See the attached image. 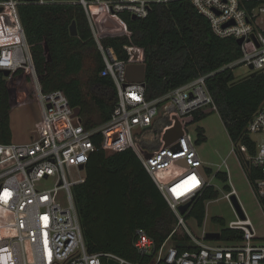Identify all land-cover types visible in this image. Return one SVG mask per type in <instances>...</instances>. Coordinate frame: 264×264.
<instances>
[{
  "label": "built area",
  "instance_id": "2783aa9c",
  "mask_svg": "<svg viewBox=\"0 0 264 264\" xmlns=\"http://www.w3.org/2000/svg\"><path fill=\"white\" fill-rule=\"evenodd\" d=\"M46 1L49 0H39ZM169 1L76 0L83 5L99 43L104 61L100 75L112 78L118 93L111 117L91 127L62 89L42 90L19 17L18 1L0 2V69L12 72L24 66L30 70L40 112L31 140L0 141V207L14 216L12 221L0 224V264H264V244L256 243L262 239L241 203L245 216L241 217L234 207L237 219L227 225L242 231L239 240H223L221 234L214 240L223 243L207 242L206 231L198 237L186 225V214L193 202L213 185L189 132L197 116L217 110L207 76L200 75L165 95L148 98L146 85L127 78L129 64L145 63L142 48L130 52L127 59L119 58L113 47L100 43L91 17L92 7L103 6L115 16L127 13L145 18L155 3ZM191 1L208 18L217 36L243 39L238 44L240 55L221 69L234 70L244 65L253 66V71L264 70V0ZM247 130L251 136L259 137L253 138L256 152L249 155L246 145L240 149L249 161L247 165L259 172L254 190L264 208V100L249 120ZM147 132L154 134L151 143L144 141ZM153 142L157 145L153 146ZM129 148L136 152L177 216L171 236L183 226L194 247L181 250L171 236L158 246L143 228H138L134 244L141 253L139 261L114 252L89 251L72 187L85 180L86 165L93 152L102 149L113 153ZM44 182L51 184L44 186ZM233 195L237 197L235 188L225 193L232 205ZM188 202L192 204L181 213L180 207Z\"/></svg>",
  "mask_w": 264,
  "mask_h": 264
},
{
  "label": "trees",
  "instance_id": "16d2710c",
  "mask_svg": "<svg viewBox=\"0 0 264 264\" xmlns=\"http://www.w3.org/2000/svg\"><path fill=\"white\" fill-rule=\"evenodd\" d=\"M17 8L42 90L62 89L88 127L107 121L118 93L113 79L100 75L104 61L83 5L76 0H18ZM91 17L100 43L113 47L119 58L127 59L130 52L142 48L148 98L165 95L206 75L232 141L246 145L249 155L255 154L256 142L247 125L264 100V70L237 79L232 69H221L240 55L238 43L233 37L217 36L191 0L155 3L147 17L135 19L127 13L115 16L103 6H94ZM73 21L77 35L71 34ZM117 27L129 33H116ZM90 60L95 66L84 83L80 75ZM33 100L35 82L28 68L18 67L9 76L0 73L1 142L13 141L11 110ZM206 114L197 116L196 121ZM197 130L196 144H201L206 139L205 130ZM246 166L254 186L259 172L247 162ZM85 173V180L74 184L72 193L89 251L114 252L139 261L141 253L134 244L138 228H143L158 246L171 236L177 216L133 149L113 153L97 150L91 154ZM216 176L227 180V174L221 171ZM226 188L231 191L230 186ZM218 193L214 185L209 186L193 202L186 217L194 216L203 225L206 200L217 198ZM215 220L225 224L223 218ZM221 234L223 240L242 238L241 230L227 226ZM171 239L181 250L193 246L183 226Z\"/></svg>",
  "mask_w": 264,
  "mask_h": 264
},
{
  "label": "rangeland",
  "instance_id": "374dc122",
  "mask_svg": "<svg viewBox=\"0 0 264 264\" xmlns=\"http://www.w3.org/2000/svg\"><path fill=\"white\" fill-rule=\"evenodd\" d=\"M114 31L116 33H129L128 30H121V27L115 28ZM94 66L95 63L92 60L86 62L85 68L80 75L84 83L92 74ZM233 71L237 79H242L253 72L250 67L244 65L235 67ZM39 115L40 112L38 111L36 100L26 101L11 110V127L14 142L31 140V132ZM198 127L204 128L206 139L201 144H196L197 150L209 175L210 182L219 193L217 198L206 200V217L203 225H199L194 216L186 217V225L195 235L202 237L203 231H221L230 221L237 219L235 206L225 198V193L228 191L226 186H230L236 189L240 203L245 208L257 229L259 237L262 239L257 240L256 243L264 244V208L260 204L254 186L249 180L246 160L239 144L232 141L217 110L207 113L202 119L190 124L189 132L194 141L197 140ZM153 137V133L147 132L145 133L144 141L151 143ZM252 138L259 139L256 134H252ZM156 145L157 143L153 142V146ZM233 149L235 150L233 151ZM218 171L225 174L228 173L227 180L218 178L216 176ZM50 184L51 182H44L43 185L48 186ZM216 217L223 218L225 224L223 225L216 221ZM13 219L12 212L0 207V224L10 222ZM206 241L215 244L224 242L214 239Z\"/></svg>",
  "mask_w": 264,
  "mask_h": 264
},
{
  "label": "water",
  "instance_id": "95a60500",
  "mask_svg": "<svg viewBox=\"0 0 264 264\" xmlns=\"http://www.w3.org/2000/svg\"><path fill=\"white\" fill-rule=\"evenodd\" d=\"M134 19L136 18V16H132ZM71 30V34L72 35H77L78 31H77V25L76 22L73 21L72 25L70 27ZM243 41L242 38L237 39V43L241 44ZM253 66H251L252 68ZM0 73H3L5 76H9L11 74V70L9 69H0ZM145 75H146V63H132L128 65L127 68V78L129 81H138V82H142L145 85ZM76 112L78 113L79 110L76 109ZM146 156H150L151 153L149 152H145ZM247 164H249V161L247 160ZM84 165H80V168H83ZM232 201H233V205L235 206L236 210L239 212V214L241 215V217H244V213H243V209L241 207V204L238 200V198L233 195L232 196ZM192 204V202H188L187 204L183 205L180 207L181 213H185L188 208L190 207V205ZM206 239H220L221 238V232L220 231H216V232H207L206 233Z\"/></svg>",
  "mask_w": 264,
  "mask_h": 264
}]
</instances>
